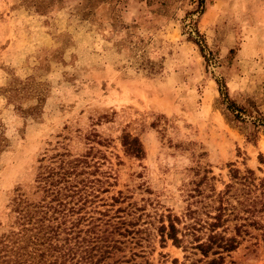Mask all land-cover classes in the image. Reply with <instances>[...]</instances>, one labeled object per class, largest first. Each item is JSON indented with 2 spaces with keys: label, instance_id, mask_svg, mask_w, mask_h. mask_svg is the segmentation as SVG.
I'll return each mask as SVG.
<instances>
[{
  "label": "rangeland",
  "instance_id": "rangeland-1",
  "mask_svg": "<svg viewBox=\"0 0 264 264\" xmlns=\"http://www.w3.org/2000/svg\"><path fill=\"white\" fill-rule=\"evenodd\" d=\"M114 4L0 0V235L18 194L37 200L40 167L90 152L97 167L77 181L99 190L88 210L108 251L100 264H207L215 257L192 249L185 228L207 220L230 168L264 178V129L249 121L264 116V0ZM217 80L245 125L223 116ZM123 133L144 158L124 153ZM169 216L180 247L163 231ZM248 230L223 264H264Z\"/></svg>",
  "mask_w": 264,
  "mask_h": 264
},
{
  "label": "trees",
  "instance_id": "trees-1",
  "mask_svg": "<svg viewBox=\"0 0 264 264\" xmlns=\"http://www.w3.org/2000/svg\"><path fill=\"white\" fill-rule=\"evenodd\" d=\"M83 1L90 11L95 3H109L111 6L113 1L114 5L121 2ZM199 1L202 4L203 0ZM83 16L87 17L85 14ZM217 84L220 89L217 104L227 122L231 125H245L251 116L229 96L223 82L217 80ZM250 119L254 129H264V116ZM253 136V131L248 132V139L255 140L251 139ZM120 141L125 154L136 159L144 158V148L137 136L123 133ZM90 155L89 152L80 158L61 159L58 165L40 167L34 192L39 195L37 200L25 194H18L13 199L11 213L15 216L11 229L0 235V264L101 263L108 251L101 252L105 246L101 244L102 239L96 236L97 219L90 216L92 211L88 210L99 190L91 187L94 183L92 180L77 181L78 176L86 173L87 168L97 167L95 162H91L93 160ZM259 159L263 163L261 154ZM229 178L230 182L225 185L224 191L216 193L214 189L211 190L207 220L202 222L194 219L185 228L188 233H192V249L203 258L215 257L207 264H223L225 257L236 251L241 244L239 239L249 234V228L259 233L264 244V178L249 168L244 171L230 168ZM179 223L177 217L169 216L168 225L163 228V231L166 230V238L176 247H180L185 236L177 227ZM203 231H206L205 238L197 236ZM229 232L233 234L229 235Z\"/></svg>",
  "mask_w": 264,
  "mask_h": 264
}]
</instances>
